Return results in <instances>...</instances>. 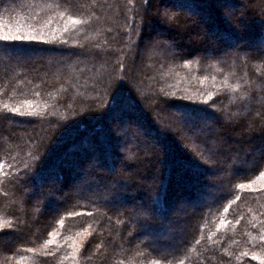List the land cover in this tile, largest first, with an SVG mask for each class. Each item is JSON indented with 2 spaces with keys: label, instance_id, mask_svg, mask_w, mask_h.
<instances>
[{
  "label": "trees",
  "instance_id": "1",
  "mask_svg": "<svg viewBox=\"0 0 264 264\" xmlns=\"http://www.w3.org/2000/svg\"><path fill=\"white\" fill-rule=\"evenodd\" d=\"M154 1L0 0V264H264V0H170L139 80Z\"/></svg>",
  "mask_w": 264,
  "mask_h": 264
},
{
  "label": "rangeland",
  "instance_id": "2",
  "mask_svg": "<svg viewBox=\"0 0 264 264\" xmlns=\"http://www.w3.org/2000/svg\"><path fill=\"white\" fill-rule=\"evenodd\" d=\"M242 1H246V0H242ZM247 2V1H246ZM165 3V4H164ZM185 4V3H184ZM183 4V5H184ZM182 4H178V3H175V2H173V1H170V0H155L154 1V4H153V7L152 8H148L149 9V12H152V14H151V17H152V20H150V24L148 25V27H146V30H147V32L149 33L148 35H149V39H145L144 40V43H145V45L147 44L148 45V48H146V49H144V50H140V52L138 53V57H137V59H138V65H137V63H136V65H135V71H136V73H137V76H138V78H139V80H141V79H143V76H144V71L145 70H143V66H145L146 64V66H149L150 67V65H151V62L149 61L150 59V57H153V56H156L157 54H158V49L156 48V43H161V42H166V39L162 36V35H166L167 37H168V35H169V39H170V41H171V44H173V43H175L176 41H178V40H186L187 42H189V41H191V40H193L194 38H197V36H196V34H195V32L193 31V30H191V31H186V33H184V32H182V31H179V30H174V31H171L170 33H165V34H162V33H164V32H162V30H161V28H162V26L164 25V24H167V20L168 21H171V22H175V19H173V16H172V13H176V12H179V11H186V9L185 8H183V7H180ZM184 6H187V4H185ZM188 7V6H187ZM125 8V7H124ZM242 8L241 7H233V8H228V12L226 13L225 12V14H226V16H228L227 18H229L230 20L232 19L231 17H235V15L239 12V10H241ZM242 15V14H241ZM241 15H240V17H241ZM140 24V23H139ZM232 26H235L233 23H232ZM139 28H140V26L138 25V28L136 29V31L138 32V34L137 35H139L140 34V30H139ZM236 30V32H237V28L235 29ZM222 38V39H221ZM217 39H220V40H225V39H223V35H218V37H217ZM173 42V43H172ZM238 42V41H237ZM241 43V42H240ZM240 43H236L235 45L234 44H232L231 42H228V47L226 48V51L228 52V51H230V50H233V49H235L234 47H236V46H238ZM154 46V47H153ZM230 47V48H229ZM169 49H166V50H164V53L166 52V51H168ZM162 54H163V51H160ZM160 53V54H161ZM42 54V53H41ZM149 62H148V61ZM140 61H141V63L142 64H140ZM137 68H138V70H137ZM149 73L150 74H152V69L150 70L149 69ZM148 73V75H150ZM126 74V76H123L125 79H126V81H128L129 83H131V84H133L132 83V81H130V79H128V77H129V75H130V73L129 72H126L125 73ZM127 75H128V77H127ZM138 80V81H139ZM144 80V79H143ZM139 85H143V83L141 82V81H139ZM138 109V111H140V112H142V109H140V108H138V106H136V107H134V109ZM132 110V109H131ZM130 110V111H131ZM164 111H160V112H153V114L155 115V116H157L158 117V115H160V114H164L165 115V113L167 112V110L166 109H163ZM175 111V110H174ZM166 115H168V114H166ZM219 115H221V117L223 118V120H225V121H227L228 120V116L226 115V113L225 112H222V113H220ZM169 116V118H168V122L166 121V126L170 129V130H172V131H176V129H178L177 127L179 126V123H178V120L176 121L173 117H171L170 115H168ZM115 118V117H114ZM117 118V117H116ZM110 124V129H111V131L113 130V131H115L114 133H117L118 135H121L122 133H126V131H128V130H130L129 129V127H132V124H130V126L129 125H127V128H125L124 129V126H121L120 125V123H118L117 122V120H115V122H113V121H108ZM203 122L204 123H207V125L206 126H209V127H214V124H215V119L213 118V117H211V116H209V117H204V119H203ZM248 126H250V130H252L253 131V128H252V126L251 125H248ZM128 129V130H127ZM132 129H134L135 131H137V133L138 134H140V130L139 129H136V127H132ZM214 130H219V127L217 128V127H214L213 128ZM126 130V131H125ZM121 133V134H120ZM233 134L234 135H232V140H230V141H226V145L227 146H229V147H233V148H235L236 150H238L239 151V149H241V147L243 146H247L246 145V143H245V141L244 140H242V138H240V135H239V133H238V129L237 128H235V130L233 131ZM259 134V133H258ZM113 136V135H112ZM186 136V135H185ZM181 137L182 138H184V136H182L181 135ZM246 139V138H245ZM153 140V141H152ZM151 140V142L153 143L154 141H155V139L153 138ZM250 146H252V153L251 154H253V155H255V156H258V155H260L262 152L260 151H258V149H260L261 148V150H263L264 149V144L263 145H261V144H258L257 146H255V145H252V144H250V141H248L247 142ZM144 147H145V145H144ZM256 147L258 148V149H256ZM89 149H91L90 151H88L87 153L88 154H91V153H94V151L92 150V147L91 148H89V147H87L86 148V150H89ZM256 149V150H255ZM121 150V152H122V154L124 155V156H126L127 155V152H128V149H124L123 147L120 149ZM119 150V151H120ZM83 153V152H82ZM85 153V152H84ZM250 154V155H251ZM83 157L85 158V157H87V155H83ZM81 159V158H80ZM80 159H79V161H80ZM245 159V158H244ZM95 158H92V160H90V161H88L87 162V165H91V164H95ZM89 163V164H88ZM240 164L241 165H243V166H245V162L243 161V162H240ZM121 164L119 163L118 164V167H117V169L116 170H118V169H120L121 168ZM80 167H81V164H80ZM103 169H105V168H103ZM132 171H139V168L137 167V168H132L131 169ZM76 172H78V171H76ZM239 172H235L234 174H238ZM240 174V173H239ZM214 175H218V176H220V175H222V174H219V173H217V172H214ZM214 175H209V177H213ZM75 176V175H74ZM48 182V184L49 185H53V187H55L56 189H61V186H62V184L64 183V179L61 181V180H56L55 178H51V180L50 181H47ZM44 183V182H43ZM80 184H82V182L81 181H75V182H72L71 183V186H70V188H74L73 190L75 191V190H77V189H75V186H80ZM44 188V185L43 184H41V183H39L37 186H36V189H37V191H36V194L38 195L39 194V191H40V189H43ZM210 188V189H209ZM214 186H210V187H207V189H209L210 191H214ZM88 189H93V190H95V192L97 191L98 192V189L96 188V189H94V187H88ZM64 193V196H65V191H63ZM64 196H63V198H64ZM60 200H61V198H60ZM116 200H120L118 197H116ZM136 200V199H135ZM205 201H207V200H209L208 199V197H205V199H204ZM138 201V200H137ZM139 202V201H138ZM198 204V203H197ZM120 205H123V206H129L130 204H128V203H125V202H121L120 203ZM188 204H183V203H179L178 204V206H177V208L174 210V214H180V215H182L183 213L184 214H186V212H192V210H193V207L192 206H187ZM193 206H196V204H193ZM193 211H195V207H194V210ZM183 214V215H184ZM174 228H171V229H169L168 230V232H170L171 230H173ZM168 232L167 233H165V234H163L162 233V239H164V240H167L168 239V237H169V235H168ZM152 235L154 234V233H151ZM165 247H167V246H165Z\"/></svg>",
  "mask_w": 264,
  "mask_h": 264
},
{
  "label": "snow or ice",
  "instance_id": "3",
  "mask_svg": "<svg viewBox=\"0 0 264 264\" xmlns=\"http://www.w3.org/2000/svg\"><path fill=\"white\" fill-rule=\"evenodd\" d=\"M10 37H8V36H4L3 37V39H9ZM20 38H22V37H20Z\"/></svg>",
  "mask_w": 264,
  "mask_h": 264
}]
</instances>
